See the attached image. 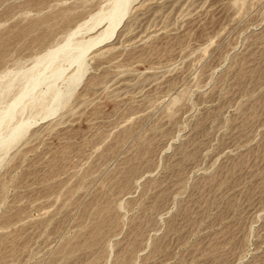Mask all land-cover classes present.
I'll use <instances>...</instances> for the list:
<instances>
[{
	"label": "rangeland",
	"instance_id": "rangeland-1",
	"mask_svg": "<svg viewBox=\"0 0 264 264\" xmlns=\"http://www.w3.org/2000/svg\"><path fill=\"white\" fill-rule=\"evenodd\" d=\"M139 1L68 106L37 114L47 81L18 108L0 264H264V0ZM112 2L0 0V108Z\"/></svg>",
	"mask_w": 264,
	"mask_h": 264
},
{
	"label": "bare ground",
	"instance_id": "bare-ground-1",
	"mask_svg": "<svg viewBox=\"0 0 264 264\" xmlns=\"http://www.w3.org/2000/svg\"><path fill=\"white\" fill-rule=\"evenodd\" d=\"M138 1L139 0H113L111 9L99 11V13L90 20L84 22V24L71 32L63 45L53 50H48L45 55L39 57L35 61L32 68L25 72H21V74H14L8 83L6 85L4 84L6 90L10 91L15 81L19 80L24 83L23 87H21V91L12 103L5 108H0V151L4 153L10 151L29 131L28 129L32 126L31 118L28 120L26 117V120H20L19 118V121H17L15 125H12V123L17 120L18 108L21 109L20 106H23L27 98H33L35 91L47 81H51L49 89H46V92L39 93L42 95L36 98L38 102L36 106L40 109L37 114H43L44 118L42 119L44 120L47 117L55 115L59 111L60 107L63 106L65 102L62 96V90L60 91L56 88V82L64 77L68 68L66 66L72 67L73 65H77L75 71L66 78L68 92H72L78 87L88 71L86 65L88 53L95 47L114 39L121 25L127 20L131 8H133L136 3L139 4L140 1ZM91 32H95L96 34L94 33L93 36L92 33L90 38L83 37V35V38H77V36L82 33ZM6 78L7 76L3 79ZM22 82H19L20 86ZM19 83L17 82V84ZM6 94H8V92ZM28 100L30 101V99ZM28 105H30V103H28ZM66 105L67 104H65L64 107H66ZM1 136H3V138ZM6 155L8 154H5V156Z\"/></svg>",
	"mask_w": 264,
	"mask_h": 264
}]
</instances>
